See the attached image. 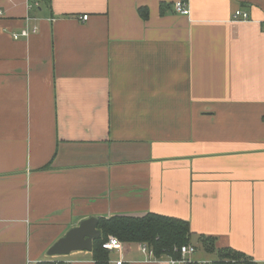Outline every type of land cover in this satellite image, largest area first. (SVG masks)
<instances>
[{"label":"crops","instance_id":"1","mask_svg":"<svg viewBox=\"0 0 264 264\" xmlns=\"http://www.w3.org/2000/svg\"><path fill=\"white\" fill-rule=\"evenodd\" d=\"M148 213L264 264V0H0V264H170L48 255Z\"/></svg>","mask_w":264,"mask_h":264},{"label":"trees","instance_id":"2","mask_svg":"<svg viewBox=\"0 0 264 264\" xmlns=\"http://www.w3.org/2000/svg\"><path fill=\"white\" fill-rule=\"evenodd\" d=\"M98 229L101 231V237L94 241L92 251L93 258L98 263L109 261L110 251L103 248V243L110 235L116 236L125 243H146L157 258L180 259L181 247L192 244L189 221L156 213L142 216L100 217ZM210 245V249H215L214 242H211ZM217 253L219 258L213 261V264H256L254 259L230 249H220L217 250ZM36 264L65 263L60 260L48 259Z\"/></svg>","mask_w":264,"mask_h":264},{"label":"built area","instance_id":"3","mask_svg":"<svg viewBox=\"0 0 264 264\" xmlns=\"http://www.w3.org/2000/svg\"><path fill=\"white\" fill-rule=\"evenodd\" d=\"M31 2H35L38 3L39 0H29ZM175 9L177 12H180L183 15H189L190 14V9L187 7L186 3L184 1H178L175 3ZM83 20H87L88 19V15H85L83 17H81ZM250 18V15L248 12L243 11V10H237L234 15H233V19L238 21V20H248ZM25 36L27 37L29 35L28 31H23L21 34H15V38H19V36ZM103 248L107 249L109 251H118L121 254L123 253V249H124V244L121 240H119L117 237L110 235L108 237V239L103 243ZM139 249L140 251L145 254L149 260L151 259H156L152 249L146 244V243H139ZM196 246L190 244V245H185L181 247V258L180 259H175V258H168V262L170 264H191V263H195L192 262V260L190 259V256L196 252ZM117 264H123V260L120 259ZM195 264H213L212 262H198Z\"/></svg>","mask_w":264,"mask_h":264},{"label":"water","instance_id":"4","mask_svg":"<svg viewBox=\"0 0 264 264\" xmlns=\"http://www.w3.org/2000/svg\"><path fill=\"white\" fill-rule=\"evenodd\" d=\"M98 217L83 220L78 226L70 229L48 251L50 256H65L76 251L92 252L94 241L101 237L98 229Z\"/></svg>","mask_w":264,"mask_h":264},{"label":"rangeland","instance_id":"5","mask_svg":"<svg viewBox=\"0 0 264 264\" xmlns=\"http://www.w3.org/2000/svg\"><path fill=\"white\" fill-rule=\"evenodd\" d=\"M116 237V236H115ZM119 239V238H118ZM120 240V239H119ZM125 243V242H124ZM139 244V243H138ZM132 246H134L135 247V245H132ZM201 249L202 248H200L199 250H197L195 253H193L191 256H193V257H197L198 255H200V253L202 252L201 251ZM157 258V257H156ZM158 259V258H157Z\"/></svg>","mask_w":264,"mask_h":264}]
</instances>
